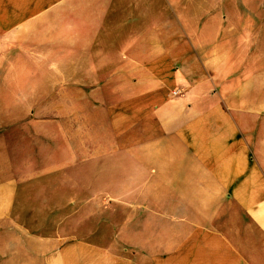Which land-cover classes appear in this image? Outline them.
<instances>
[{
    "label": "crops",
    "instance_id": "1",
    "mask_svg": "<svg viewBox=\"0 0 264 264\" xmlns=\"http://www.w3.org/2000/svg\"><path fill=\"white\" fill-rule=\"evenodd\" d=\"M172 2L0 0V264H264V0Z\"/></svg>",
    "mask_w": 264,
    "mask_h": 264
},
{
    "label": "rangeland",
    "instance_id": "2",
    "mask_svg": "<svg viewBox=\"0 0 264 264\" xmlns=\"http://www.w3.org/2000/svg\"><path fill=\"white\" fill-rule=\"evenodd\" d=\"M173 1V5L177 8V9H183L185 6H200V5H203V6H214L216 5V2L219 3V5H231L232 2L231 0H171ZM203 1V2H202ZM202 2V3H201ZM168 4V0H161V6L163 5H167ZM163 17V13L160 14V18L162 19ZM181 32V35H183V31H180ZM162 34H164L166 36V32H164L163 30H161V36ZM109 65H111L112 68H114L115 66H117L119 63L117 61H112V62H109L108 63ZM67 68V67H65ZM70 68V67H69ZM49 112H52V111H49ZM54 112V111H53ZM66 112V111H65ZM71 112V111H69ZM81 112H84V111H80ZM109 112V113H114V110H111V111H106V113ZM53 114V113H51ZM66 116V115H65ZM115 122V118L112 117V123ZM47 129H48V136H47V142L46 143H42V145H45V150H54L56 148L55 146V135H54V131L55 130V125L49 123L47 125ZM111 137L114 136V128L112 126V129H111ZM99 132V130H97V133ZM113 132V133H112ZM116 135V134H115ZM99 138V134H97V139ZM40 143H38L39 145ZM36 144V146H38ZM101 146H103V143L100 142L99 140H97L96 142V149H100V150H103V148H101ZM106 150H108L110 152L109 157H108V161L111 162V163H114V158L115 156H118V152L120 150V144L118 141H116L114 138L109 141L107 144H106V147H105ZM108 152V153H109ZM35 164V163H34ZM98 176V175H97ZM35 180H39V178L35 179ZM51 182H66V181H72V175L70 173H66V174H62L61 172L58 173V174H53L49 179H47ZM119 180V173L118 172H114L111 170L110 173H108L107 175V178H106V181L107 182H111V184H114L115 182H117ZM97 181L98 182H103L101 179L97 178ZM34 192L35 191H32V197H37L38 195H34ZM38 192V191H36ZM110 195L112 198H115V196L117 197L118 196V191H110ZM110 197V196H109ZM97 199V206H96V217H97V220L99 218H103L104 216L107 217V218H111L112 220V223L113 225L115 223H118L119 222V206H118V203L117 201H114V199H111L110 201V205H107L106 207L99 204V197H96ZM114 230L111 231V239L113 240L114 239ZM100 239L98 240H102V241H98L100 243H103L104 240H108V238H102V237H98ZM113 253L115 254V256H113V260L114 259H117V262L119 261V244H117L116 248L113 249Z\"/></svg>",
    "mask_w": 264,
    "mask_h": 264
}]
</instances>
